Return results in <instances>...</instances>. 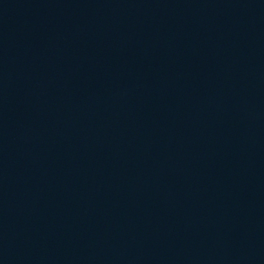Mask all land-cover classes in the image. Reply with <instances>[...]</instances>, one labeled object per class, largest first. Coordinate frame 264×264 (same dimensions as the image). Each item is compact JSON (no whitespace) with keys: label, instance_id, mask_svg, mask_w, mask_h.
<instances>
[{"label":"water","instance_id":"95a60500","mask_svg":"<svg viewBox=\"0 0 264 264\" xmlns=\"http://www.w3.org/2000/svg\"><path fill=\"white\" fill-rule=\"evenodd\" d=\"M0 264H264V0H0Z\"/></svg>","mask_w":264,"mask_h":264}]
</instances>
